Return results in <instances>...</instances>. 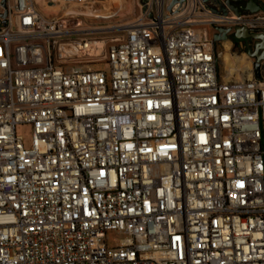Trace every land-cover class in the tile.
<instances>
[{"label":"built area","instance_id":"1","mask_svg":"<svg viewBox=\"0 0 264 264\" xmlns=\"http://www.w3.org/2000/svg\"><path fill=\"white\" fill-rule=\"evenodd\" d=\"M104 1L6 0L0 264H264V76L211 35L264 16L146 0L105 45L69 24Z\"/></svg>","mask_w":264,"mask_h":264},{"label":"rangeland","instance_id":"2","mask_svg":"<svg viewBox=\"0 0 264 264\" xmlns=\"http://www.w3.org/2000/svg\"><path fill=\"white\" fill-rule=\"evenodd\" d=\"M34 1L38 10L43 14L49 16L62 14L57 8H48L44 6L42 0ZM141 2L142 0H106L103 2L105 6L102 7L98 4L95 9L91 10L76 5L72 11L76 12L78 16L71 19L69 24L72 25V23H74L75 26L86 31L81 37H88L97 41L104 40L105 45H107L111 42V39L124 35L122 32L123 28L126 24L135 20L139 14ZM258 16L263 17L264 12H258ZM202 27H204L202 24L197 26V28ZM230 54L236 57H244L249 64V72L252 73V62L254 61L252 57H247V53L241 52L236 48L231 49ZM228 57L229 55L226 57V62H228ZM240 73H243L241 76L245 77L244 74L246 75L247 72L242 71ZM109 236L110 239H117L119 237V235L113 231H109Z\"/></svg>","mask_w":264,"mask_h":264},{"label":"flooded vegetation","instance_id":"3","mask_svg":"<svg viewBox=\"0 0 264 264\" xmlns=\"http://www.w3.org/2000/svg\"><path fill=\"white\" fill-rule=\"evenodd\" d=\"M211 10H218L220 12L215 13H222L221 10L224 8L227 10L226 14H234V10L239 11V15L245 14H256L258 12H264V6L258 9L255 12H249L250 8H254L257 5H261V0H205ZM234 9V10H232ZM225 14V15H226ZM242 25H228L223 27H230V30L225 34L223 32H218L214 27L211 29V35L213 40V46L216 49L217 57L221 63L222 68H224L226 63L227 55L231 53V49L236 48L241 52L244 53H251L253 54L251 57L256 59L255 56L264 55V38H254L251 35L245 38L236 37L235 36V29ZM245 27V26H243ZM249 28V27H247ZM250 34L259 35L264 34V27L255 26L253 28H249ZM214 34H218L217 36L219 39L214 40ZM253 61V62H254ZM253 70V67H252ZM260 74L264 76V59L261 60L260 64Z\"/></svg>","mask_w":264,"mask_h":264},{"label":"water","instance_id":"4","mask_svg":"<svg viewBox=\"0 0 264 264\" xmlns=\"http://www.w3.org/2000/svg\"><path fill=\"white\" fill-rule=\"evenodd\" d=\"M145 1L146 0H142V2H145ZM174 3H175V0H173L170 3L168 9H170L171 6ZM261 3H262L261 5H257L254 8H250L249 9V12H251V13L252 12H255L258 9H260L262 6H264V0H261ZM0 6L3 8V11L0 12V16L1 17H5L6 16V0H0ZM232 10H234V9H232ZM213 12H220V11L213 10ZM221 12H222V14L225 15L227 13V10L223 8L221 10ZM233 12H234L235 15H239L240 14L239 11H237V10H234ZM214 29H216L218 32H223L225 34L226 32H228L230 30V27L214 26ZM248 32H249V28L243 27V26H239V27H236V29H235V36L238 37V38L239 37L245 38V37L251 35L254 38H259V39H263L264 38V34L263 35L262 34H259V35L256 34V35H254V34H250ZM217 35L218 34H214V36H213L214 40L219 39V37ZM252 55L253 54L248 53L247 54V57H251ZM255 57H256L255 61L252 62V64H253L252 73L255 76V78L259 79V78H261V74H260V64H261V60L264 59V55H258V56H255ZM216 68H217V72H220L221 71V63H220L218 57L216 58Z\"/></svg>","mask_w":264,"mask_h":264},{"label":"crops","instance_id":"5","mask_svg":"<svg viewBox=\"0 0 264 264\" xmlns=\"http://www.w3.org/2000/svg\"><path fill=\"white\" fill-rule=\"evenodd\" d=\"M230 57V56H229ZM241 61V66H237L238 70H231L232 67H230L231 63L228 64V62L225 63L224 68L222 69V75L224 79H231V78H250L252 76V73L249 72V67L247 61L244 59V57H239L238 58ZM246 65V66H245ZM235 66V65H233ZM246 68V69H245ZM246 71V75L244 74L245 77L241 76L243 73L240 74V72Z\"/></svg>","mask_w":264,"mask_h":264},{"label":"bare ground","instance_id":"6","mask_svg":"<svg viewBox=\"0 0 264 264\" xmlns=\"http://www.w3.org/2000/svg\"><path fill=\"white\" fill-rule=\"evenodd\" d=\"M229 55V54H228ZM235 55V54H234ZM229 56H231V57H228V59H227V61H228V64L229 63H231V65H230V67H232L231 68V70H235V71H237L238 70V67L237 66H241V61L238 59L239 57H236V56H233V55H229ZM233 65H235V66H233ZM246 66V65H245ZM248 67H249V65H248ZM246 69V68H245ZM245 72V71H244ZM241 74V73H240Z\"/></svg>","mask_w":264,"mask_h":264}]
</instances>
